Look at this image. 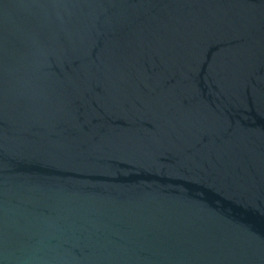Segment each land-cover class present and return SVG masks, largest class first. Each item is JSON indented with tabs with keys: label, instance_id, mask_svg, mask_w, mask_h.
I'll use <instances>...</instances> for the list:
<instances>
[{
	"label": "water",
	"instance_id": "1",
	"mask_svg": "<svg viewBox=\"0 0 264 264\" xmlns=\"http://www.w3.org/2000/svg\"><path fill=\"white\" fill-rule=\"evenodd\" d=\"M0 264H264L228 0H0Z\"/></svg>",
	"mask_w": 264,
	"mask_h": 264
}]
</instances>
